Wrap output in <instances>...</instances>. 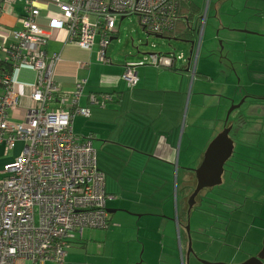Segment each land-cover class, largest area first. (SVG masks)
<instances>
[{
    "label": "crops",
    "instance_id": "crops-1",
    "mask_svg": "<svg viewBox=\"0 0 264 264\" xmlns=\"http://www.w3.org/2000/svg\"><path fill=\"white\" fill-rule=\"evenodd\" d=\"M185 1L195 7L194 15L200 14L197 3ZM202 5L199 40L200 23L189 12L179 14L184 30L188 24L192 27L189 36L176 38L187 44V52H179L184 59L169 67L137 65L138 82L130 86L121 76L124 66L142 60L143 55H113V47L119 43L120 19L125 15L115 17L116 31L106 48L110 63H102L97 59L98 33L89 49L68 41L65 29L55 30L47 24V12L56 6L39 2L37 23L47 36L44 50L59 54L53 71L59 93L67 95L83 81L79 105L88 106L89 115H74L71 126L75 135L92 137L96 165L110 195L107 227L84 229L66 249L61 264H204L194 255L210 263L237 264L257 255L263 246L264 240L252 241L253 237L246 238L252 241L247 245L249 241L240 240L234 232L240 227L241 213L238 222L229 221L224 227L213 212L216 203L231 206L232 215L237 209L232 205L235 197L230 199L232 191L222 188L236 172L239 177L234 179L244 191L254 190L264 198V184L257 182L258 173L264 178V0H203ZM22 13L20 2L6 7L0 25L4 30L17 29ZM223 63L226 70L221 72ZM34 77L30 66H19L12 75L23 105L30 103ZM91 93H108L111 99L103 106L92 104ZM57 97L52 108L59 107ZM241 97L242 102L238 101ZM238 103L244 105L243 114L228 118L234 110L227 115L228 107ZM227 126L233 141L228 159L232 167L225 169L227 161L219 188H203L208 192L198 193L188 212V198L197 184L195 170L210 142ZM258 163L262 165L259 170ZM243 214L250 217L242 227L247 237L251 232L263 237L264 209L258 214L246 209ZM189 222H195L194 231L189 230ZM212 227L215 231L208 235ZM199 236L207 237L208 243ZM189 240L193 250L188 251Z\"/></svg>",
    "mask_w": 264,
    "mask_h": 264
},
{
    "label": "built area",
    "instance_id": "built-area-1",
    "mask_svg": "<svg viewBox=\"0 0 264 264\" xmlns=\"http://www.w3.org/2000/svg\"><path fill=\"white\" fill-rule=\"evenodd\" d=\"M40 1L56 6L47 12V24L65 29L68 41L89 49L98 33L97 59L102 63H110L106 48L116 31V14L136 15L154 34L174 30L179 16L178 0H0V14L16 2L23 7L17 29L0 25V61L11 67L10 73H0V145L10 150L22 144L15 159L0 169V264H61L84 229L108 225L110 195L96 165L92 137L75 135L71 126L74 115H89V107L79 105L83 81L67 95L59 93L53 77L59 54L44 50L47 36L37 23ZM203 23L204 18L198 40ZM177 59H184L183 54L148 53L126 63L121 76L134 86L137 65L169 67ZM19 66H30L35 73L26 105L12 79ZM191 72L194 75V64ZM56 95L59 107L52 108ZM88 98L103 106L111 96L91 93Z\"/></svg>",
    "mask_w": 264,
    "mask_h": 264
},
{
    "label": "rangeland",
    "instance_id": "rangeland-1",
    "mask_svg": "<svg viewBox=\"0 0 264 264\" xmlns=\"http://www.w3.org/2000/svg\"><path fill=\"white\" fill-rule=\"evenodd\" d=\"M193 1L195 2V4L197 3L199 5L200 14L195 13V15L192 14V16L194 18V21L201 23L200 18L203 14V5H204V4L202 5L203 0H193ZM195 16L197 17V19L195 18ZM115 17L116 18L118 17L120 19L121 15L118 14V15H115ZM119 28H120L119 43L118 42H117L118 44L115 43V45L113 47L115 49V53H113V55H115V54L116 55H123V54H125V55H147L146 53H149V52L150 53L174 52L177 55L180 51L185 53V51L187 52V50H188V49H186L187 44L183 41H179V40L174 39V38L157 37L154 33L148 32L146 29H144L139 24V22L137 21V17L134 14H127L123 18H121ZM114 42H116V40H114ZM219 42H220V40L217 39V43H219ZM238 56L239 55H236V57H238ZM223 65L224 66H223L221 72H224L226 70V67H225L226 64L223 63ZM242 88L243 87L239 88L241 92L243 90ZM2 93H3V90H2V88H0V94H2ZM242 98L243 97L238 99V101L241 100ZM21 103H22V100H21ZM228 109H229V107H228ZM243 112H244V105H242V106L240 105L238 108L234 109L231 114H229L228 118L231 117V119H232L231 115L238 114V116H239V115H241L240 113L243 114ZM230 134L233 136L234 132H231ZM21 148H22L21 143H18L13 149H10V150H8L4 145H0V169L3 168V166L5 164L13 161L15 159V157L19 154V151ZM231 163H232V161L228 160L227 164L225 165V169H227V166H229V168H231L232 167ZM261 168H262V165L258 163L256 169L259 170ZM235 170L238 171V169H235ZM238 173L239 172L234 173V178L239 177ZM224 175H225V173H224ZM257 176H258L257 182L261 183L260 185L264 184L263 175L261 173H258ZM234 178H233V180L226 182L227 184H225V181H224V184H223L224 186H222V188H224V190H227V191H232L233 196H230V199L235 197V200L232 202V205L237 206V207H234L237 209H234V212L232 215L231 210H230L231 206L229 204H228V206H230V208L224 207L222 204L216 203L215 207L218 211L215 209L213 213L214 214L216 213L217 215L220 216L223 223H225L224 227H228V224H226V223H229V221H230V223H233L234 221L238 222V221H236L237 214L241 213L240 214L242 216V217H240L241 221L238 224V225H240V227H235V231H234V232L237 231V234H239L240 240H247V242L249 241L247 243V245H249L250 242L256 241L258 239L263 241L264 235H263V237H260V236L258 237L256 235L253 236L252 232H251V233H249V235L247 237L245 232L242 231V227L246 223H248V221L250 220V217L248 214H245V215L243 214L244 210L249 209L251 211L257 212V214H258L259 212L262 211V209H264V206L260 205L261 203L264 204V198H261L259 196V193L254 191V190L244 191V189H242L241 186L239 185L238 179H234ZM224 179H225V176H224ZM235 182L237 184L234 185ZM242 186H245V185H242ZM218 188H219V185H217V187L215 189L217 190ZM206 189H203L200 192H198L199 193L198 195H202L206 191L208 192V190H206ZM197 203H198V200H197L196 204ZM243 203H244V205H243ZM205 206H206L205 204H202L201 207H205ZM196 208L197 207H195V209ZM194 227H195V222H193V224H192V222L191 223L189 222V230L194 231ZM211 229H212V232H210ZM211 229L208 230V235H210V233H214V231H215V230H213L214 228L212 227ZM231 229L234 230L233 225H231ZM249 237H253L252 241L250 239H246ZM199 240L202 242L208 243V239L205 236H199ZM190 242L191 241L189 240L188 241V251L191 250V248L193 250V243H191L192 244V246H191ZM261 248L262 247H260L258 249V251H256V253L259 252V250ZM193 255H194V253H193ZM203 255H204V253H203ZM194 256L199 261L200 260L209 261V260H206V259L201 258L199 256H196V255H194ZM234 256H236V255L234 254ZM233 258H234L233 260H238V258H235V257H233Z\"/></svg>",
    "mask_w": 264,
    "mask_h": 264
},
{
    "label": "water",
    "instance_id": "water-1",
    "mask_svg": "<svg viewBox=\"0 0 264 264\" xmlns=\"http://www.w3.org/2000/svg\"><path fill=\"white\" fill-rule=\"evenodd\" d=\"M157 37H164L157 34ZM168 38V37H165ZM176 39V38H174ZM192 44V41L190 42ZM243 100H241L242 102ZM236 105H231L227 111V115L236 107ZM230 127H225L218 135L208 145L204 158L200 166L195 170L197 184L188 198V212L190 211L194 201L195 196L198 192L205 188L222 183V174L224 172V165L231 157L233 152V141L229 136ZM188 228V227H187ZM264 258V244L257 255L252 256L242 263L237 264H260ZM204 264H235V263H210L200 260Z\"/></svg>",
    "mask_w": 264,
    "mask_h": 264
},
{
    "label": "trees",
    "instance_id": "trees-1",
    "mask_svg": "<svg viewBox=\"0 0 264 264\" xmlns=\"http://www.w3.org/2000/svg\"><path fill=\"white\" fill-rule=\"evenodd\" d=\"M179 6H180V8H179ZM178 10H179L178 15L183 13V12H189V16H192V14H194V12H196L195 7L191 3L189 5H187L185 0H178ZM181 18L182 17L179 15L174 30H172L170 32L163 33V34H159V35H162L164 37L167 36L169 38H177V39H183L184 37L189 36V34H190L189 31L192 30V27L188 24V29L186 28V30H184L185 26H183L184 24H183ZM2 71L6 72V73H10L11 67L9 65L3 63L2 61H0V73ZM1 86H3V85L0 83V87Z\"/></svg>",
    "mask_w": 264,
    "mask_h": 264
},
{
    "label": "bare ground",
    "instance_id": "bare-ground-1",
    "mask_svg": "<svg viewBox=\"0 0 264 264\" xmlns=\"http://www.w3.org/2000/svg\"><path fill=\"white\" fill-rule=\"evenodd\" d=\"M107 207V206H106ZM83 235V234H82ZM82 238V237H81ZM76 240V239H75ZM78 240V239H77Z\"/></svg>",
    "mask_w": 264,
    "mask_h": 264
}]
</instances>
